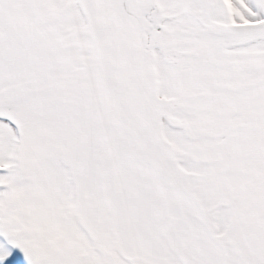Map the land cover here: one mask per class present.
<instances>
[{
  "label": "snow or ice",
  "instance_id": "6c2138e0",
  "mask_svg": "<svg viewBox=\"0 0 264 264\" xmlns=\"http://www.w3.org/2000/svg\"><path fill=\"white\" fill-rule=\"evenodd\" d=\"M0 264H264V0H0Z\"/></svg>",
  "mask_w": 264,
  "mask_h": 264
}]
</instances>
